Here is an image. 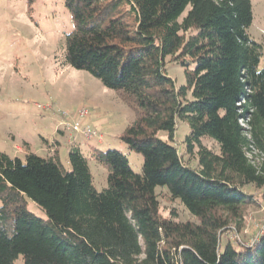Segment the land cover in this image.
Returning a JSON list of instances; mask_svg holds the SVG:
<instances>
[{
    "label": "trees",
    "instance_id": "16d2710c",
    "mask_svg": "<svg viewBox=\"0 0 264 264\" xmlns=\"http://www.w3.org/2000/svg\"><path fill=\"white\" fill-rule=\"evenodd\" d=\"M64 7L72 22L64 63L134 112L119 141L142 156L141 171L119 151L90 147L107 170L98 192L77 145L69 170L56 142L46 157L27 144L23 159L0 152V264H264V232L252 246L229 237L245 209L264 210V44L247 33L251 0ZM166 61L182 68L183 85L167 76ZM178 122L188 129L181 147L172 144ZM156 188L195 221H174L172 210L163 218ZM248 188L261 190L259 199Z\"/></svg>",
    "mask_w": 264,
    "mask_h": 264
},
{
    "label": "rangeland",
    "instance_id": "374dc122",
    "mask_svg": "<svg viewBox=\"0 0 264 264\" xmlns=\"http://www.w3.org/2000/svg\"><path fill=\"white\" fill-rule=\"evenodd\" d=\"M251 10L253 20L247 33L258 44H264V0H251ZM71 30L64 0H0V152L23 159V143H27L32 153L46 157L45 142L51 145L55 139L59 142L60 164L69 170V147L65 138L55 132L56 111L73 116L84 110L82 124L98 131L102 138L100 142L88 141L87 145L121 152L132 170L140 173L142 156L119 141L134 121V112L97 79L64 63L65 37ZM165 70L176 87L185 83L181 67L166 61ZM187 131L186 125L178 122L172 144L181 147ZM203 143L216 150L211 141ZM81 150L87 158L93 186L99 192L106 188L107 170L88 156L87 146ZM247 192L259 199L262 191L248 188ZM156 193L163 218H171L172 210L176 214L174 221H195L178 200H168L163 188H156ZM26 208L46 219L29 200ZM263 232L264 210L254 206L245 209L241 231H233L229 237L235 243L252 246ZM16 264H22L20 258Z\"/></svg>",
    "mask_w": 264,
    "mask_h": 264
},
{
    "label": "built area",
    "instance_id": "2783aa9c",
    "mask_svg": "<svg viewBox=\"0 0 264 264\" xmlns=\"http://www.w3.org/2000/svg\"><path fill=\"white\" fill-rule=\"evenodd\" d=\"M40 109L41 107L38 106ZM57 114V123H56V132H62L63 134L67 133L70 136V143L73 144L76 138H80L83 141H102V138L98 131L85 127L82 124V119L85 117L86 113L84 110L69 116L68 114L62 111H56Z\"/></svg>",
    "mask_w": 264,
    "mask_h": 264
},
{
    "label": "crops",
    "instance_id": "0c3cea01",
    "mask_svg": "<svg viewBox=\"0 0 264 264\" xmlns=\"http://www.w3.org/2000/svg\"><path fill=\"white\" fill-rule=\"evenodd\" d=\"M54 121H56V123H57V118L54 120ZM56 132V131H55ZM58 133V132H57ZM62 138H65V142H66V145H67V147H70L71 146V143H70V136L68 135V134H63V133H58ZM52 142H56V144L58 143L59 144V142L57 141V140H55V139H53L52 140ZM87 141H83L82 139H80V138H76L75 139V141H74V143L72 144V145H77V146H79V148H80V150H81V148H82V146L84 147V146H87V151H88V153L87 154H89V149H90V147H92V146H89V145H87L88 143H86ZM23 144H27V143H23ZM100 144V143H99ZM50 145V144H49ZM57 146V145H56ZM27 147H28V149H30V147H29V145L27 144ZM45 147H46V154H47V152H48V149H47V147H48V144L45 142ZM25 148V147H24ZM28 151H30L31 152V150H28ZM82 151V150H81ZM23 154H25V153H23Z\"/></svg>",
    "mask_w": 264,
    "mask_h": 264
}]
</instances>
